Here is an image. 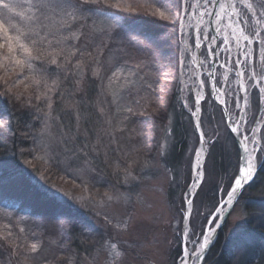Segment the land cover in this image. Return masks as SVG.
I'll return each instance as SVG.
<instances>
[{
  "label": "rangeland",
  "instance_id": "obj_1",
  "mask_svg": "<svg viewBox=\"0 0 264 264\" xmlns=\"http://www.w3.org/2000/svg\"><path fill=\"white\" fill-rule=\"evenodd\" d=\"M222 1L226 3V0ZM17 2L24 5L21 10L31 16L32 20L20 22L19 18H14L13 22L21 23L25 30L35 26L36 31L46 36V40L39 43L33 52V56L38 58L33 61L32 71L25 69L21 74L19 66L0 59V87H5V94L8 93L15 102L26 100L30 106L36 108L34 117L38 127L31 131V136L34 134L35 137L32 153L24 161L25 170L31 180L53 198L85 213L84 226L79 227L72 222L74 227L77 226L76 238L80 240L75 247L70 246L71 242H61V236L46 221L36 225L33 232L24 227V231H21L20 222L23 219L17 221L16 226H12L6 222L8 217L0 215V226L5 229L9 239L15 242L17 253L24 258L23 264H181L184 259L185 232L189 259L196 264L197 253L201 249L207 229L213 230L218 223L226 208V205L221 207V204L233 186L216 208L215 203H210L212 201L209 197L212 192H217L219 184L225 183L228 186L233 178L235 181L240 167V152L235 146L234 137L231 133L228 134L223 110L214 101L211 95L214 89L208 83L210 57L215 55L207 53L205 56L207 51L204 49L201 60L204 61L202 82L206 97L201 101L200 129L204 134L206 151L209 140L215 136L219 142L217 149L227 160L225 159L221 171L212 174L205 169L208 158L206 155L199 189L206 178L209 184L196 209L193 222L194 197L199 189L195 193L186 223L188 200H191V194L201 178L199 173L196 177L194 175L200 138L193 113L196 114L198 106L195 95L200 94L201 89L198 83L200 77L198 78L193 63L196 50L193 28L198 21L199 12H208V6L212 4H208L206 8H189L187 12L179 13L183 21L188 17L190 19L186 32L176 21L179 38V87L176 103L170 109L174 117L170 115L166 121L158 122L156 133L151 135V125H137L136 128V118L154 111L157 104L155 91L160 87L161 79L151 67V62L146 58L141 59L137 52L134 54V46L127 44L132 40L139 42V37H135V24L130 19L107 14V10L95 11L94 17L90 14L86 27L87 39L92 45L77 47L76 44L70 45L68 39L57 44L51 39L56 34V24L66 22L65 26H70V22L76 19L86 20L88 11L85 9L84 12L82 6V9L74 13L75 8L71 3L64 1L63 9L50 6L43 10L45 14L42 15L36 7L29 11L25 0ZM44 2L51 5L56 0ZM90 2L99 4L101 8L139 17H160L157 9L165 10L160 3L162 0H123L118 6H113L115 0H87V3ZM250 2L254 14L239 0H236V7L242 12L239 16L241 27L249 35L252 45L245 40L238 47L232 43L231 50L236 51L226 61V70L221 66L217 67V76L221 88L223 78L229 73L225 92L226 104L234 122L241 120V135L247 137L251 151L255 150L256 168H260L264 159V94L259 92L264 87V79L260 78L264 72L259 67L261 48L264 47L260 43V39L264 38V8L261 7L264 0ZM31 3L38 5L40 0H31ZM190 3H195V0H190ZM180 4L181 8L186 6L183 0H180ZM203 8L205 9L202 10ZM176 15L171 11L168 19L160 18L172 23L175 21L172 17ZM246 18L247 24L243 22ZM257 20L260 21L259 24ZM226 22L225 18L223 23L227 24ZM41 24L47 27L41 28ZM124 24L134 29V35L125 30ZM257 31L260 33L259 37L255 35ZM64 36L71 37V33ZM222 44L220 42L219 46L214 43L209 45L207 42L205 48L216 46L221 49ZM245 53L249 55L245 56ZM3 54H6V49H0V56ZM236 54L238 59H235ZM242 55L247 60L236 63L241 61ZM53 57L56 64L51 63ZM54 66L59 67L56 71H51ZM117 68H123L124 73L119 81L113 79L110 83L112 73ZM65 70L73 73L69 81ZM237 71L243 73L244 93ZM253 71L255 76H252ZM89 74L99 80L92 95L93 99L87 95L85 86ZM21 75L26 78L18 79ZM65 87L71 93L66 92ZM77 92H80V96L76 95ZM57 97L58 103L55 104ZM151 102L156 104L152 105ZM237 103L239 107L236 106ZM49 104L51 108L48 107ZM57 109L59 110L56 111ZM176 115L181 116V121L189 129L190 135L183 166L174 173L167 158L173 146L171 123ZM256 138L258 143L255 142ZM218 161L220 164L221 159ZM236 165L238 172L234 177L232 169ZM189 169L190 178L187 174ZM187 178L190 179V184L183 192L182 186L186 184ZM16 183V180L2 182L0 196L11 192L10 189ZM10 194L14 195V192ZM15 195H19V203L25 199L18 191ZM171 195L176 203L171 200ZM237 204L238 202L228 218L232 222L228 234L230 236L241 231L248 217L244 206L241 205L235 210ZM204 211L209 214L206 218L202 215ZM17 219L19 218L16 217L15 221ZM46 219L48 218H44ZM32 243L38 245L35 252L31 250ZM113 243L117 244L116 249H110L109 245ZM116 251L121 252V256L115 257Z\"/></svg>",
  "mask_w": 264,
  "mask_h": 264
},
{
  "label": "trees",
  "instance_id": "obj_2",
  "mask_svg": "<svg viewBox=\"0 0 264 264\" xmlns=\"http://www.w3.org/2000/svg\"><path fill=\"white\" fill-rule=\"evenodd\" d=\"M64 1L65 3H71V6L75 8L74 13H76L79 9H82V6L84 8V12L85 9L87 11L88 9H91V11H88V15H86L88 18L86 20L80 21L76 19L75 21L70 22V26H65L66 22L63 24L57 23L54 28L56 34L51 38L56 43L57 40L61 42L65 40L64 34L68 32L72 34L75 32L79 35V39H72L71 41L68 39L70 45L76 44L77 47L79 45L86 47L88 44L92 45L87 39L88 30L86 27L88 26L90 14L94 17L93 13H95V11L106 12L107 10V14H114L130 19L131 22L135 24L137 31L135 37H139V42L137 43L132 40L128 41L127 44H129V46H134V54L137 52V56L141 59L146 58L151 62V67L156 70L159 79H161L160 87L155 91L157 104L155 102H151L152 105L156 104L153 108L154 111L147 115L138 116L136 118V128L138 127L137 125L149 126L150 124L152 127L150 134H155L156 124L158 122L160 123V121H166L170 115L174 117V114L170 109L172 104L176 103L178 98V22L173 21L172 23H167L165 20H162L156 15L140 17L138 15L131 16L122 12H116L110 8H101L99 4H95L93 2L85 3V0H63V2ZM171 2L177 3L178 7L181 6L180 0H162L160 3H162L161 5L164 7H170ZM172 11L177 14L176 9H173ZM123 27H125L126 31L131 32L134 35V29L132 30L131 27L129 28L125 24ZM83 42H85L84 45L82 44ZM130 56L132 57V55ZM58 67L54 66L51 71H56ZM64 72L68 74L69 81L73 76V73L67 70ZM85 81L87 95L93 99L92 95L97 89L99 80L89 74L87 80ZM1 86L0 184L2 182L15 180L17 183L10 189L11 192H8L7 195L2 194L0 196V215L8 217V221L3 220L8 222L10 225L12 224V226H16V222L23 219L20 222L22 223L21 228L24 227L29 230V232L35 231L36 225L41 224L42 221L43 223L46 221L50 223L49 227H53V230L61 236V242L63 241L64 244L71 242L70 246L75 247L78 245L77 242L80 240L76 238L77 226L74 227L73 223H76L79 227L84 226L85 213L71 207L67 203L53 198L48 192H45L40 186L35 184L27 174L24 161L26 156L29 157L28 155L32 153L33 138L35 136L34 134L31 136V131H35L38 127L34 117L36 112L34 110L36 108L30 106L26 100L21 102L13 101L8 93L5 94L6 90L3 89L5 87H3V85ZM65 90L66 92L71 93V90L68 91V88L66 87ZM76 95L80 96V92H77ZM58 97L56 98L55 104L58 103ZM61 103H63V100ZM58 110L59 109L56 111ZM177 114H179L178 111ZM180 117L181 116L176 115L173 123H171L173 146L171 148V153L167 158V162L171 166L174 173L179 167L183 166V160L185 159L186 153L189 149V129L185 127ZM65 120L67 121V119ZM82 125L84 126L86 123ZM229 133L230 131L228 134ZM218 144V139L215 136H213L208 142L207 156L208 158L210 157V159L207 158L205 164V169L208 173L212 172L213 174L215 172L214 174H216V171H219L225 162L226 157L221 155V151L217 149ZM224 154L226 153L224 152ZM213 156H215V159ZM218 159H221L220 164ZM262 161L263 162H261L256 177L239 198L235 209L237 210L242 205L248 213L247 220L243 224L241 231L232 236L228 235L229 229L232 225V222L229 219L219 233L216 242L207 254L203 264H264V159H262ZM232 171L234 173L233 175H235L234 177H236L238 172L237 165L232 169ZM190 173L189 169L187 173L189 178ZM189 178H187L186 184L182 186L183 192L190 184ZM233 179L230 183H228V186H226L225 183L219 184L217 192L215 194L212 192V196L209 197V200L212 201L210 203H215L214 207L217 206V204H220L225 194L233 186ZM208 184L209 182L206 178V181L204 180V183H202L198 193H196L194 197V212L192 215L193 222V218H195L197 211L196 209L204 198L203 193L206 191ZM17 191L20 196L25 197V199L20 203L17 202L20 201L18 200L19 195H15V192ZM13 192L14 195H11L10 193ZM170 197L171 200L175 202L172 195ZM182 201L183 198L181 199V202ZM182 205L184 206V202H182ZM202 215L206 218L209 214L204 211ZM16 217L19 219L15 221ZM44 218L48 219L44 220ZM56 233L53 234L57 236ZM14 243L11 241V238L9 239L7 236L5 229L0 226V264H23L24 258L20 253H17L18 249Z\"/></svg>",
  "mask_w": 264,
  "mask_h": 264
},
{
  "label": "snow or ice",
  "instance_id": "obj_3",
  "mask_svg": "<svg viewBox=\"0 0 264 264\" xmlns=\"http://www.w3.org/2000/svg\"><path fill=\"white\" fill-rule=\"evenodd\" d=\"M87 0H85V3ZM123 0H115V5L118 6ZM241 4L244 5L245 8H247L249 11H252L254 14V8L250 0H239ZM25 3L28 5L29 11L33 7H36L38 11H41V14L44 15L43 12L44 9H47L48 7L53 8H61L63 9L64 4L63 0H56V3L49 4L44 2V0H40V3L38 5H33L31 3V0H25ZM183 4L186 5L185 7H178L177 3L171 2L170 7H165L164 11L159 12V16L164 19H168V13L171 12L173 9L177 10V15L175 17H172L173 20L178 21L180 23L181 28H183L184 21L181 15H179L180 12H187L189 8L191 9H200L202 7H205L208 4H212L214 6H218L219 11L215 13L216 16V32L223 36L222 43L224 45H228L230 43V38L228 35V29L230 28L232 38L236 40L237 46L239 45L240 40L248 41L249 44L252 43V40L250 39L249 35H246L244 33L243 28H239L240 21L239 20H233V17H239L242 15V12L239 8L236 7V0H227V3L225 2H218V0H203V4H201V0H195V3H190V0H183ZM24 7L23 4H20L17 2V0H0V49H6V54H3L0 56V59L2 60H8L11 61V63L14 66H19L21 68V74L24 72L25 69L28 71H32L34 68L33 61L36 60L38 57L33 56L34 50L37 49V45L39 43H42L46 40V36L42 35L40 31L35 30V26L28 28L27 30L24 29L21 23H14V18H19L20 22H23L25 20L31 21L32 17L27 15L24 11L21 9ZM262 8H264V5H261ZM88 11H91V9H88ZM69 15H72L69 13ZM205 15H212L211 12L200 11L198 14V23H197V35L195 38V47L199 48L201 46V43L204 41H207L209 45L213 44L215 42V37H210L207 32L204 29H201L199 27L200 24L204 22L203 17ZM264 15V13H262ZM227 17L229 22L227 24L221 23L222 20ZM47 18V17H46ZM73 19H75V16L73 15ZM39 21V18L37 17V22ZM245 24L248 23L247 18L243 21ZM257 24L260 23L259 20L256 21ZM236 25L235 27L233 25ZM41 28L47 27L46 25L41 24ZM257 37L260 36V33L257 31L255 34ZM38 38V39H37ZM65 40L67 39H73L78 40L79 35H77L75 32L71 34V37H64ZM61 41L57 40V43L59 44ZM48 43H51V41H48ZM261 45H264V38L260 39ZM224 51H230V49H223ZM209 52H211L212 55H219V53L216 52L215 48H209ZM207 56V52L204 54ZM249 53H245V56H248ZM51 63L56 64L57 61L53 57L51 59ZM204 61H201V65H203ZM236 63H243L242 61H237ZM262 72H264V47L261 48V63L259 65ZM7 70V69H6ZM124 73L123 68H117L116 71L112 73V77L110 78V83L115 79L116 81H119L121 79V76ZM237 76L243 75L242 72L237 71ZM209 77L213 75L211 71L208 73ZM256 73L253 71L252 76H255ZM26 78L18 76V79ZM227 78V77H226ZM252 78V77H249ZM261 79H264V75L260 77ZM126 82V81H125ZM55 83V81L53 82ZM203 83V82H202ZM218 90V89H217ZM259 92L261 94H264V87H261L259 89ZM203 99V96L198 94V99L196 100V103L199 104L200 100ZM262 99H264V96H262ZM223 103V101H221ZM245 104H247V97H245ZM239 107V104L236 105ZM49 108H51V104L48 105ZM198 110V109H197ZM131 111V109H129ZM195 115V113H193ZM197 128H199V125H197ZM236 127H232V132H237ZM201 141L204 140V134L201 133ZM247 139V137H245ZM245 152L247 155L245 157H241L245 163L240 167L239 175L235 178L234 186L231 188V191L228 192L229 197L235 198V193L241 189L244 184L252 179V176L255 171L256 167V160L257 157L254 155L255 150L252 152H249L247 146L245 145ZM197 157H199V152H197ZM199 163V161H198ZM130 175V173H129ZM109 199H112V197H109ZM231 203V199L228 201ZM192 201L188 200V204L191 205ZM21 231H24L23 228H21ZM187 235V233H184ZM209 243V237L204 236L203 244L201 245V251L205 247H207ZM38 245L36 243L31 244V250L35 252L37 250ZM110 249H116L117 244L113 243L109 245ZM185 252H187V249H185ZM121 256V252L116 251L115 257ZM199 258V256H198Z\"/></svg>",
  "mask_w": 264,
  "mask_h": 264
},
{
  "label": "water",
  "instance_id": "obj_4",
  "mask_svg": "<svg viewBox=\"0 0 264 264\" xmlns=\"http://www.w3.org/2000/svg\"><path fill=\"white\" fill-rule=\"evenodd\" d=\"M218 2H220V0ZM212 33L217 38V34L215 33V31L213 29H212ZM212 68H213L212 70H214V64L212 65ZM218 92H219V90L216 89L212 93V96H213L214 101L222 108L223 113H224L225 123H226V125H227L230 133L232 134V136L235 139L236 145H237L238 150L240 152V167H241L245 163V161H243L241 159V157H245L246 156V152H245V148H244V145H246V141H245L246 139H245L244 135L241 136L239 134L240 120L237 123H234V121H233V119L231 117V114L229 112L228 106L226 104L225 96L223 95L222 100H221V101H223V103H221V101L218 99ZM204 96H206V93L205 92H204ZM199 107H200V104H199ZM199 110H200V108H199ZM197 125H199V128H197ZM195 126H196V129L198 131L199 138H200L202 131L200 129L199 118H196V120H195ZM232 127H236L238 129L237 132H232L231 131V128ZM204 144H205V138H204L203 141H201V138H200V145H203L204 146ZM206 155H207V151H206V147H205L204 157H203V163H202V167H201V175H200L201 178H200V182H198V186L195 187L194 192L191 194V201L193 200V197H194L195 193L198 191L199 186H200V184H201V182L203 180V166H204L203 164H204V161L206 159ZM240 167H239V170H240ZM256 172H257V170H256V167H255V171H254V174L252 176V179L249 180V181H247L244 184V186L235 193V198H231L228 195V197L226 198V200L221 204V207L224 206V205H226V208L224 210V213L221 214L218 223L214 227V229L212 231V235L209 238V243H208L207 247H205L203 249V251L200 250V252H199V258H198L196 264H203L204 263V260H205V258L207 256V254L209 253L210 249L212 248V246L216 242V239H217L219 233L221 232V230L224 228L225 224L227 223V220H228L231 212L233 211L236 203L238 202L239 198L241 197V195L243 194V192L245 191V189L254 180L255 175H256ZM238 175H239V172H238ZM233 186H234V184H233ZM230 199H231V203L228 202ZM190 209H191V205H189V208H188L187 213L185 215L186 216L185 217V222L186 223H188V219H189V216H190ZM209 232H210L209 229H207L206 234H208ZM185 249H187V252H188V248H187V245H186L185 234H184V242H183V254H184V257H185V255L187 253V252H185Z\"/></svg>",
  "mask_w": 264,
  "mask_h": 264
},
{
  "label": "bare ground",
  "instance_id": "obj_5",
  "mask_svg": "<svg viewBox=\"0 0 264 264\" xmlns=\"http://www.w3.org/2000/svg\"><path fill=\"white\" fill-rule=\"evenodd\" d=\"M219 1V0H218ZM217 10H218V8H217ZM190 16V15H189ZM235 18V20H238V17H234ZM189 19H190V17H188V18H186V20H184V30H185V32L187 31V28H188V22H189ZM215 20H216V16H215V18H214V15H210V17H209V25L211 24V22H212V28L213 29H216V23H215ZM227 20H228V18H227ZM228 22H229V20H228ZM204 24V22L202 23V25ZM234 27L236 26L235 24L233 25ZM239 28H240V24H239ZM229 30L230 31H232L230 28H229ZM215 33H217L216 31H215ZM241 41H243V40H241ZM206 49V48H205ZM195 57H194V61H193V63L195 64V67H197V65H199L200 67H203V65H201V64H199V61H201L200 59H198L197 57H196V55H194ZM213 58V60H214V69L215 70H212L213 68H211V72L213 73V75L211 76V77H209L210 79L208 80V83L213 87V89L214 90H216V89H218L219 90V92H221L222 93V97H223V95L225 96V92L227 91V79L228 78H226V77H229V73L228 74H226L225 75V77L223 78V80H222V87L220 88L219 87V84H218V76H217V67L218 66H222L223 67V65L219 62V61H215V60H219V57L218 56H214V57H212ZM247 60V58L245 57V56H243L242 55V58H241V61L242 62H245ZM193 64V65H194ZM225 70H226V68L225 67H223ZM243 75H241V76H239V78H240V83H241V88H242V91H243V93H244V90H245V84H243L244 82V79H243V77H242ZM199 85H201L200 83H199ZM200 95H202L203 96V94L202 93H200ZM195 98H196V100L198 99V94L197 95H195ZM202 100V99H201ZM201 100H200V102H201ZM199 102V104H200V107H199V104H197L198 106H197V111H196V114H195V116H196V118H199L200 117V110H199V108H201V103ZM244 105H243V110H244ZM240 120V119H239ZM238 122V121H237ZM241 125H242V123H241V120H240V128H241ZM239 134L241 135V129H239ZM242 136V135H241ZM245 137V136H244ZM246 141V146H247V148H248V150H249V152H252L251 151V149H250V147H249V145H248V141H247V139L245 140ZM255 142L256 143H258L259 141L257 140V139H255ZM205 147H206V145L204 144V146L203 145H200V147H199V149H198V152H199V157H197L196 156V160H195V164H194V172H195V177L198 175V173H199V175H201V167H202V163H203V157H204V151H205ZM244 148H245V145H244ZM246 155H247V153H246ZM198 161H199V163H198ZM199 169H200V171H199ZM203 173H204V171H203ZM204 175V174H203ZM212 231L213 230H211L208 234H206V236H208L209 238H210V236L212 235ZM201 250V249H200ZM200 250H199V252H200ZM199 252L197 253V255L199 256ZM181 264H193V262L192 261H190V259H189V253L187 252L186 253V255H185V257H184V259L182 260V262H181Z\"/></svg>",
  "mask_w": 264,
  "mask_h": 264
}]
</instances>
